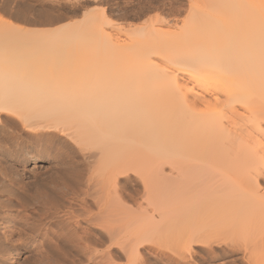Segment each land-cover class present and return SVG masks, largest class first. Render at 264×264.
Segmentation results:
<instances>
[{"label": "bare ground", "instance_id": "6f19581e", "mask_svg": "<svg viewBox=\"0 0 264 264\" xmlns=\"http://www.w3.org/2000/svg\"><path fill=\"white\" fill-rule=\"evenodd\" d=\"M198 2L183 8L188 13L180 26L175 15L161 17L118 45L107 38L100 0H0V264H16L20 249L28 245L35 257L29 264H119V250L126 264H143L141 249L149 254L152 244L169 249L171 260L185 264L194 245L226 243L243 219L247 225L242 223L240 231H257L258 237L259 224L264 226V0ZM177 8L170 11L182 14ZM71 15L80 19L64 33L51 35L46 27ZM55 48L57 55L76 53L79 64L52 74L46 63L35 69L28 62L55 54ZM96 57L105 62L99 68L90 63ZM109 58L123 65L114 78ZM54 141V158L71 169V178L66 174L58 183L63 198L49 193L52 188L23 191L11 168L15 157L25 150L37 159L30 149ZM204 166L206 178H214L210 183L203 178ZM233 167L234 178L227 173ZM133 171L141 177L143 196L131 183ZM226 183L233 199L224 195ZM204 185L213 186L214 193ZM216 185L221 188L217 193ZM196 186L209 196L197 194ZM230 186L237 188L234 195ZM194 187L196 194L190 197ZM210 199L222 201L217 205ZM210 202L215 204L211 209ZM197 204L202 208L198 214ZM254 206H262L260 212ZM208 209L220 213L214 219ZM230 209L237 219L232 212L234 219L227 215ZM248 210L253 211L250 218L240 214ZM190 211L195 225L188 219ZM201 212L212 214L209 218L218 226H225L226 217L235 223H228L230 232L220 226L214 230L209 218L203 221L205 215L195 219ZM226 230L235 234L228 238ZM262 232L256 239L263 240ZM259 240L255 243L261 247L264 241Z\"/></svg>", "mask_w": 264, "mask_h": 264}, {"label": "rangeland", "instance_id": "374dc122", "mask_svg": "<svg viewBox=\"0 0 264 264\" xmlns=\"http://www.w3.org/2000/svg\"><path fill=\"white\" fill-rule=\"evenodd\" d=\"M199 0H100V3H99V9H100V11L101 12H99L100 14L102 13V15H105V17L103 18L102 17V19H104L105 20V23L103 22V27L105 28L104 30L105 31H107V32H105L107 35H109L107 38H109V39H111V37L112 38H114V39H112V40H114V42H116V44L118 43V42H120V43H118V45H122L123 43H128V42H130L131 41V39H134V37L135 36H138V35H136V34H138V32H140V31H142L143 29H146V28H149V24L151 23H153V22H156V20L158 19V18H166V17H170V18H175L176 19V17H177V20H180V23H178V26H180L183 22H182V19H186V17L185 16H187V13H188V10H187V12L183 9V8H185L186 6V8H190V4H191V2H198ZM190 3V4H189ZM199 3V2H198ZM186 4V5H185ZM189 4V5H188ZM170 5V6H169ZM173 5V6H172ZM177 5V6H176ZM178 5H179V10H178V8L176 9V10H178V12H180L181 10H182V14H180V15H178V13L176 12V11H170V9H172L173 7L175 8V7H178ZM185 5V6H184ZM171 6H172V8H171ZM184 6V7H183ZM169 7V8H168ZM172 10H175V9H172ZM169 12V13H168ZM174 14H173V13ZM176 12V13H175ZM0 14H3V13H1L0 12ZM171 14V15H170ZM172 14H173V16H172ZM101 15V16H102ZM176 17H175V16ZM178 15V16H177ZM80 17V15L78 16V15H71L68 19H66L65 21H62V22H59V23H55V24H52V25H50L49 27H46V28H48L49 29V31H51V35H56V34H59V33H64L65 31H66V29L68 28L67 26H68V24H70V23H74V21L76 22L77 21V19H80L79 18ZM179 18V19H178ZM103 20V21H104ZM175 22H177V21H175ZM182 22V23H181ZM180 24V25H179ZM74 25V24H73ZM71 26V25H70ZM69 26V27H70ZM173 27H175V23L172 25ZM37 27H39V28H45V27H43V26H37ZM164 28V30H168V27L167 26H165V27H163ZM146 31H147V29H146ZM143 32V31H142ZM144 32H145V30H144ZM143 32V33H144ZM135 35V36H134ZM111 36V37H110ZM116 40V41H115ZM111 41V40H110ZM114 42H112L113 44H114ZM112 45V44H111ZM110 45V46H111ZM109 46V47H110ZM58 47V46H57ZM114 47V46H113ZM112 47V48H113ZM59 48V51L61 50L60 49V46L58 47ZM66 48L67 49H70V50H72V49H77V46L75 47V45H67L66 46ZM124 48V47H123ZM110 49H111V47H110ZM118 49V48H117ZM116 49V50H117ZM120 49V48H119ZM58 50V49H57ZM56 50V48H55V54H54V52H53V55H50L49 57H47V58H43L42 56H40V55H36V56H34L33 57V59H30L31 61H28V62H30L29 64L30 65H32V67L34 66L35 67V69L41 64V63H46V65L45 66H47V67H45V69L46 70H50V72H48V73H55V74H60V73H62V68L63 67H65V66H67L68 64L69 65H73V64H76V65H78L79 64V60H77V58H76V53H74V52H71V53H63L62 51L60 52V54L59 55H57L56 54V52L57 53H59V51H57ZM115 50V51H116ZM121 50V49H120ZM51 52V53H52ZM61 53H63V54H61ZM115 53V55H116V57H115V55H114V57L117 59V60H121L122 58H120V55L119 56H117V53L116 52H114ZM119 54V53H118ZM113 57V59H115ZM120 59H119V58ZM121 57H122V55H121ZM111 58H109V60H110ZM113 59H111V62L110 61H108V62H110V68H109V70H108V72H109V75L111 76V77H116V76H118L119 74H120V69H122L123 68V65H120L119 63H120V61L119 62H117L116 60H114V61H116V63H113L114 61H113ZM125 59V58H124ZM123 59V60H124ZM123 60H121V63H122V61ZM90 63H91V65L93 66V67H96V68H99L103 63H105L104 62V59H102V58H100V57H96V58H94V59H90ZM126 62V61H125ZM124 61H123V63H125ZM122 63V64H123ZM39 64V65H38ZM112 64H113V66H112ZM105 65H108L107 63L105 64ZM41 66V65H40ZM33 67V68H34ZM109 67V66H108ZM42 69H44L43 67H41ZM40 67H39V70L41 69ZM45 70V71H46ZM64 70V69H63ZM54 143V144H53ZM53 148H55V150H56V143H55V141L54 142H52V143H50V144H48V145H46V144H43V142L40 144V145H38V144H35L31 149H30V151H32V154H36V157H37V159H34V158H32V157H30L29 155H27V153L25 152V150L22 152V153H20V154H18L16 157H15V160H14V162L11 164V168L13 169V171H14V175L16 176V178H17V180H18V184L20 185V187L22 188V190L23 191H25L26 192V190L28 191V193H34L36 190H38L39 188L40 189H42V190H44V191H47V189H49V191H50V189H51V191L49 192V193H51V194H54V196H57V197H59L58 199H61V198H63V195H62V193L61 192H59V188H58V183L61 181V179L62 178H64V176H66V174H67V178L68 177H70L71 175H69L67 172H70L71 171V169L68 167V166H64V164L62 165L61 163H58L57 162V160L54 158V155H55V150L53 149ZM46 149V150H45ZM48 150V151H47ZM52 150H54V151H52ZM48 152V153H47ZM49 153H52V154H49ZM54 154V155H53ZM29 156V157H28ZM238 156V155H237ZM239 158H240V156H238ZM54 159H55V161H54ZM241 159V158H240ZM239 160V159H238ZM80 162H84V161H80ZM208 163V162H207ZM206 163V165L205 166H208V164ZM210 163H212V162H210ZM214 164H216V162L214 161L213 162ZM231 163V162H230ZM239 165H240V162L238 161L237 162ZM236 162H234V165H237V168H238V164H237ZM81 164V163H80ZM78 165L79 167H81V168H79L80 170H83L84 169V171H81V172H85V166H86V164L85 163H83L84 164V167H83V165L81 164V165ZM213 164V165H214ZM227 165V167H228V164H226ZM204 166V168H200V171H201V173L202 172H204V173H202L203 174V178L205 177L206 178V172H207V170H206V167ZM230 166V165H229ZM210 167V166H209ZM208 167V168H209ZM211 167H212V165H211ZM210 167V168H211ZM217 167V166H216ZM72 168V167H71ZM207 168V169H208ZM221 168V167H220ZM220 168H218L217 167V169L220 171L221 169ZM224 168V167H223ZM230 168V167H229ZM228 168V169H229ZM236 168V167H235ZM168 169V170H167ZM169 166H168V168L165 166V170H167L166 172H167V174L168 175H170L168 172H170L169 171ZM204 169V171H202ZM72 170H74V168L72 169ZM210 170V173H211V169H209ZM214 171L216 170V168L215 169H213ZM225 170H227V168H225ZM199 170H196V172H198ZM218 171V172H219ZM222 171H223V169H222ZM231 171H232V173L233 174H231ZM234 171V172H233ZM209 172V171H208ZM213 172V171H212ZM215 172H217V170L215 171ZM228 172H230L229 174H230V177H235V173L237 172H235V170H234V167L230 170V171H227V173ZM191 173V172H190ZM195 173V172H194ZM199 173V172H198ZM198 173L196 174H193L194 176L195 175H198ZM210 173H207V174H210ZM214 173V172H213ZM220 173V172H219ZM219 173H218V175H219ZM223 173V172H222ZM221 173V174H222ZM225 173H226V171H225ZM136 172H134L133 171V173L131 172V176H132V185H134V188H136V189H140L139 191H142V196H143V191H144V187H143V183H142V180H141V177H139L140 175L139 174H137ZM202 174H201V176H202ZM204 174H205V176H204ZM135 175V176H134ZM191 175V174H190ZM214 174H212V176H213ZM226 175V174H225ZM61 178H60V177ZM137 176V177H136ZM194 176H192V177H194ZM199 176V175H198ZM196 177V179L197 178H199V179H203L202 177L200 178V176L199 177ZM210 176L211 175H207V178L209 177V182H207V183H210V180H214V178L212 177L211 179H210ZM228 175H226V177H227ZM60 178V180H59V178ZM65 177V178H66ZM188 177H189V175H188ZM191 177V176H190ZM217 177V176H216ZM219 177H220V175H219ZM71 178V177H70ZM205 178H204V180H205ZM206 178V179H207ZM221 178V177H220ZM140 179V180H139ZM191 179V180H190ZM195 179V180H196ZM223 179V178H222ZM227 178H225V180H226ZM231 179V178H230ZM189 180H190V182L191 181H193L192 180V178H189ZM216 180H217V178H216ZM216 180L214 181V182H216ZM218 180H219V178H218ZM229 180V179H228ZM232 180V179H231ZM230 180V181H231ZM55 181V182H54ZM57 181V182H56ZM136 181V182H135ZM140 181V182H139ZM198 181V180H197ZM220 181V180H219ZM222 182L221 183H223V182H226V181H224V180H221ZM230 181H229V183H230ZM263 181V184H262V186L261 187H264V180H262ZM54 182V183H53ZM206 182V181H205ZM214 182H212V185H213V183ZM232 182V181H231ZM234 182V181H233ZM56 183V184H55ZM138 183V184H137ZM140 183V184H139ZM193 183V182H192ZM207 183H205L206 185H207ZM229 183H226V185L225 184H223L221 187H225V188H227V186L229 185ZM48 184V185H47ZM195 185H197L196 183H194ZM215 184H217V182L215 183ZM215 184H214V186H215ZM220 184V182L217 184V185H219ZM232 184V183H231ZM54 185H55V187H54ZM194 185V186H195ZM202 185V184H201ZM216 185V187H215V193H217V192H219V190L221 189L220 188V186H217ZM232 185H235V184H232ZM47 186V187H46ZM193 186V185H192ZM43 187V188H42ZM201 187V186H200ZM204 187H205V185H204ZM208 187H209V193L210 192H213V186H210V185H208ZM207 186L205 187L206 188V190H207V188H208ZM220 189H219V188ZM236 187V186H235ZM196 190H197V194H199L198 193V191L201 189H199L198 190V186H196ZM212 188V189H211ZM218 188V189H217ZM222 189V190H226V189ZM230 188H231V186H230ZM57 189V190H56ZM194 189H195V187L192 189V191H194ZM235 190H237V188L235 189V188H233V186H232V188H231V190L230 189H227L228 191H231V194H230V192H229V194L230 195H234V194H232ZM202 190V189H201ZM200 190V191H201ZM205 190V192H207ZM210 190H212V191H210ZM218 190V191H217ZM55 191L57 192L56 194H55ZM189 191H191V190H189ZM202 191H204V188H203V190ZM201 191V192H202ZM217 191V192H216ZM264 192V188H261V192ZM52 192H54V193H52ZM200 192V193H201ZM226 192V191H225ZM235 192H237V191H235ZM140 193V192H139ZM194 193L196 194V192L194 191V192H192L191 194H190V197H191V195H192V197H193V195H194ZM203 194H204V192H202ZM214 193V192H213ZM222 193V192H221ZM141 194V193H140ZM139 194V195H140ZM224 194V193H223ZM222 194V195H223ZM199 195H201V194H199ZM199 195H198V197H196V200H197V198H200L199 197ZM205 195V198H206V195H207V197L209 196L208 194H204ZM215 195H219V194H215ZM224 195H226L227 196V192L224 194ZM238 195V194H237ZM236 195V196H237ZM142 196H140V197H142ZM187 196V195H186ZM196 196V195H195ZM211 196H213L212 194L210 195V197ZM56 197V198H57ZM202 197V196H201ZM220 197H221V195H220ZM227 197H229V196H227ZM226 197V198H227ZM230 197H235V195L234 196H230ZM229 197V199H233V198H230ZM202 198H204V197H202ZM201 198V199H202ZM213 198H215V197H213ZM217 199H218V197H217ZM220 199H225L224 198V196L223 197H221ZM228 199V198H227ZM228 199V200H229ZM203 200H206V199H203ZM211 200V199H210ZM213 201L214 200H216V198L215 199H212ZM212 200H211V202H212ZM222 201V200H221ZM221 201H218L217 200V202H212V203H217V205H219L218 204V202H221ZM198 202H199V200H198ZM208 202V201H207ZM211 202H210V205L208 206V207H210V209H211V206L212 205H215V204H211ZM203 203L204 202H202L201 203V206H203ZM205 203H206V201H205ZM209 204V203H208ZM207 204V205H208ZM206 205V204H205ZM204 205V206H205ZM194 206H195V204H194ZM201 207L199 204H197V206H196V209H197V207ZM207 207V208H208ZM213 207H215V209L217 210L218 208H216L217 206H213ZM213 207H212V209H213ZM257 206H254V207H252L253 209L255 208V209H259V212H260V207L262 208V206H258L259 208H256ZM205 208V207H204ZM203 208V209H204ZM200 210L202 209V208H199ZM199 209H197V210H195V208L193 209V211L195 212V213H199ZM210 209H208L209 210V213H215L214 211H216L215 209H213L212 211L213 212H210ZM207 210V209H206ZM206 210H204V212L206 211ZM218 210H220V209H218ZM249 210H252L251 208L249 209ZM249 210H248V212H247V214H245V211L244 212H240V214H242L243 215V213H244V215H248V213H252V212H249ZM257 210H255L254 212H256ZM198 211V212H197ZM227 212H228V210H226ZM233 211L234 210H232V209H230V211H229V214H227V215H229L230 216V214H231V212H232V214H233ZM263 211V210H262ZM208 212V211H207ZM207 212H205V213H207ZM218 213H220L221 212V210H220V212L219 211H217ZM215 213V214H211L212 215V217L214 216V219H215V215H218V213ZM259 212H257L258 214H259ZM193 213V212H192ZM191 213V211H190V214L192 215H189V216H191V218H188L190 221H191V219H193V216L195 215V213H193L192 214ZM203 212H201V214L199 215V217L198 218H196L195 217V219H199V221H200V219H202V217L200 218V216L201 215H205V213L204 214H202ZM234 213H235V211H234ZM189 214V213H188ZM196 214V215H197ZM208 214V213H207ZM221 214H223V211H222V213ZM220 214V215H221ZM231 214V218H233L234 219V217H233V215ZM236 214V213H235ZM238 214V213H237ZM249 214V215H250ZM261 214V213H260ZM210 214H209V216L207 217V215H205V219L203 220L204 222H207V219L211 216ZM239 215V214H238ZM237 215V217H240L241 216V218L243 219V217H242V215H240V216H238ZM243 215V216H244ZM254 214H252V216H253ZM256 215V214H255ZM222 216V215H221ZM229 216H228V218H229ZM235 216V218H236V215H234ZM245 216V217H246ZM251 216V215H250ZM211 217V218H212ZM244 217V218H245ZM248 217V216H247ZM247 217H246V221H247ZM254 217V216H253ZM259 217V216H258ZM258 217L256 216L255 218L256 219H258ZM187 218V217H186ZM221 220L220 221H222V219H223V216L222 217H219ZM219 218H217V221H218V219ZM231 218H229V220L231 219ZM240 218V219H241ZM248 218H250V217H248ZM263 218V217H262ZM261 218V219H262ZM213 219V218H212ZM225 219V218H224ZM237 219V218H236ZM187 220V219H186ZM206 220V221H205ZM209 220H210V222L211 223H213L214 221H215V223H220V222H216V220H214L213 222H212V220L209 218ZM208 220V221H209ZM226 220L228 221V219H227V217H226ZM196 221V220H195ZM194 221V219H193V221L192 222H195ZM225 221L226 223H227V225H226V223L225 222H223V224H225V226H222V224H220L219 226H220V229H222V231L223 230H225V227H226V229L228 230V227L227 226H232V224L233 223H235V222H233L232 220L231 221ZM235 221V220H234ZM237 221H239V220H236V222ZM248 221H249V219H248ZM254 221H255V219H254ZM258 221H260V217H259V220ZM257 221V222H258ZM263 220H261V223H262V225L264 224V222H262ZM201 222H202V220H201ZM203 222V223H204ZM230 222V225L228 224ZM232 222V223H231ZM240 222V221H239ZM241 222H242V220H241ZM240 222V223H241ZM245 222V219H243V222L242 223H244ZM257 222H255V223H257ZM200 223V222H199ZM198 222H197V225L199 224ZM211 223H209V226H210V224ZM222 223V222H221ZM242 223L240 224V225H242ZM246 223V222H245ZM244 223V224H245ZM248 224H249V222H247ZM259 223V222H258ZM196 224V222L193 224V225H195ZM236 224H238V223H236ZM252 224H254L253 222H251V225ZM196 225V226H197ZM200 225H204V224H201L200 223ZM200 225H198V226H200ZM213 225V227H211V228H213L214 230H217V229H219V226H218V224L217 225H215L214 223L212 224ZM240 225H239V232H237V230L235 231V230H233L235 233L237 232V234L236 235H234L233 236V234H235V233H231L232 235H230L228 232H230L229 230H228V232H227V230H226V232L229 234L228 235V238H230V237H232L231 238V240L230 239H227V241H225V240H223V241H225L226 243H224L223 242V244H222V242L219 244L220 246H217L218 245V242L216 243L215 242V244H217V245H213L212 244V248H211V246H210V248H209V246H207V245H205V244H196V245H194V247L192 248V250H191V252H190V254L191 253H193V254H191V256H189V259H188V262L189 263H186L185 262V264H264V235H262L261 236V239L263 238V240H259V239H256V238H258L260 235V233L262 234L263 232L262 231H264V229L262 228V227H264V226H261L260 224H259V226L261 227V228H259V234H258V237H255V236H257L256 235V232L257 231H255L254 233L253 232H251L252 230H256V228L258 229V224H257V226L255 225L254 227L255 228H253V229H250V232H251V234H252V236H251V234L250 235H247V233H248V231L247 232H243V231H240V229H242V227H244L243 225H242V227H240ZM245 225H247V224H245ZM250 225V224H249ZM248 225V226H249ZM197 226V227H198ZM206 225H204V227L203 228H208L207 226H208V224H207V226L205 227ZM214 226H218V227H216L217 229H215V227ZM222 226V227H221ZM253 226V225H252ZM201 228H202V226H200ZM247 227V226H246ZM245 227V228H246ZM251 227V226H250ZM250 227H248V229L247 230H249V228ZM230 228V227H229ZM232 228V227H231ZM233 228H234V225H233ZM210 229V228H209ZM213 229H210V230H213ZM235 229H237V227L235 228ZM244 229V228H243ZM262 229V230H261ZM260 230H261V232H260ZM232 231V232H233ZM218 232H221V231H218ZM244 234H243V233ZM212 233H215V231L213 232L212 231ZM222 233H225V231L224 232H221V234ZM246 233V234H245ZM239 235H241L239 238H238V236ZM226 236L227 235H222V237H225L226 238ZM237 236V237H236ZM249 236V237H248ZM237 238L238 240H241L240 241V243H245L246 242V240L248 241L250 238V240H249V243L250 244H248V242H246L247 244H246V246L247 247H245L243 244V246L241 247V245L240 244H238V242H237V239H235L236 241L235 242H237V244L234 242V238ZM242 237H244V238H242ZM245 238H246V240H245ZM243 239V240H242ZM256 239V240H255ZM233 240V241H232ZM253 242H252V241ZM257 240H259L260 242H258L259 244H263L261 247H260V245L258 246V244L256 245V243H255V241H257ZM232 242L233 243V245L235 246H231L230 244H232V243H228V242ZM243 241H245V242H243ZM152 244V243H151ZM227 244V245H226ZM229 244V245H228ZM256 245V246H254V245ZM148 245H150V244H148ZM148 245H145V247H147ZM158 245V244H157ZM237 245V246H236ZM251 245H252V247H251ZM156 245H150V247H151V250H149V254L147 253L146 254V252H145V249L142 247V249H141V251H143V252H141L142 254L143 253H145L144 255H142V259H144V261H143V264H167V262H168V264H184V262H182V261H178V260H176V259H174V258H172L173 260H171L170 258H169V256H173L174 257V254H172V252H170V250L168 249H166V250H164V248H163V250L161 249V247H159V245H158V247H159V249H157L156 250V248H158L157 246L155 247ZM226 246H228V248L226 247ZM152 247L154 248L155 247V249H153L152 250ZM244 247V248H243ZM251 247V248H250ZM263 247V248H262ZM234 250H233V249ZM237 248H240V249H237ZM242 248H243V250H242ZM250 248V250L248 251V249ZM225 249V250H224ZM154 250H156V251H154ZM236 250H238V251H236ZM252 250V252H253V254L252 253H249L250 251ZM152 251H154V252H152ZM162 251H163V253H162ZM229 251V252H228ZM235 251V252H234ZM242 251V252H241ZM248 253H247V252ZM122 252V250L120 251L119 250V252L117 253V257H119L120 258V260L118 259V258H116V259H118V261L120 262L119 264H126V258L124 257V254L123 253H121ZM151 252H152V254H151ZM156 252V253H155ZM165 252V253H164ZM119 253H121V254H119ZM210 253V254H209ZM245 253V254H244ZM246 253H247V255H246ZM152 256H151V255ZM159 254V255H158ZM169 254V255H168ZM170 254H172V255H170ZM242 254H244V256L242 255ZM248 254H251L252 255V257H251V260L249 259V256H248ZM123 257H122V256ZM146 255V256H145ZM165 255H166V257H165ZM31 256H32V258H31ZM33 256H34V249H33V247L32 246H30V245H28V246H23L21 249H20V251H19V253L17 254V256H16V264H29V263H27V262H32L33 260H34V258H33ZM143 256H145L144 258H143ZM151 256V257H150ZM246 256V257H245ZM254 256V257H253ZM158 257V258H157ZM159 257L161 258V259H159ZM245 257V258H244ZM247 257H248V259H247ZM28 258V259H27ZM146 258V259H145ZM244 258V259H243ZM31 259V260H30ZM163 259V260H162ZM167 259V260H166ZM170 260V261H169ZM190 260V261H189ZM241 260V261H240ZM245 260V261H244ZM247 260V261H246ZM248 260H250V261H248ZM167 261V262H166ZM171 261H172V263H171ZM176 261L178 262V263H176ZM118 263V262H117Z\"/></svg>", "mask_w": 264, "mask_h": 264}]
</instances>
